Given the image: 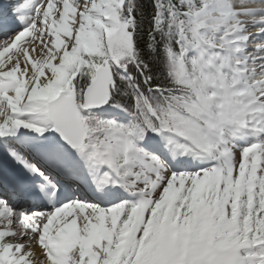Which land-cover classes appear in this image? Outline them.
<instances>
[{
  "label": "snow or ice",
  "instance_id": "6c2138e0",
  "mask_svg": "<svg viewBox=\"0 0 264 264\" xmlns=\"http://www.w3.org/2000/svg\"><path fill=\"white\" fill-rule=\"evenodd\" d=\"M0 264H264V0H0Z\"/></svg>",
  "mask_w": 264,
  "mask_h": 264
}]
</instances>
